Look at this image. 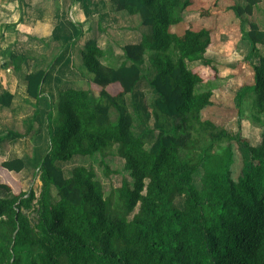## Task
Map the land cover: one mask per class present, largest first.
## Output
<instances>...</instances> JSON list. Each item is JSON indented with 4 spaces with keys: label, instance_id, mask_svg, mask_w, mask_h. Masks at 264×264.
<instances>
[{
    "label": "trees",
    "instance_id": "1",
    "mask_svg": "<svg viewBox=\"0 0 264 264\" xmlns=\"http://www.w3.org/2000/svg\"><path fill=\"white\" fill-rule=\"evenodd\" d=\"M109 2L113 12L128 14L148 32L139 44H117L123 53L117 66L104 64L96 40L87 42L88 89L60 93L52 106L50 150L35 175L39 185L15 193L0 183V264H264V135L253 146L231 136L226 120H214L213 84L220 72L206 57L213 31L184 24L181 17L193 12L208 19L232 11L251 55H258L264 30L251 24L246 31L245 17L262 0L227 9L219 0L209 6L202 0ZM6 56L17 68L24 61ZM147 57L149 86L157 96L154 115L166 122L149 149L134 131L128 102L131 96L137 112L145 107L138 87ZM198 62L203 64L190 68ZM252 69L254 84L237 96L264 131V56ZM46 74L26 77L32 98L39 99ZM7 97L3 103L11 106L13 97ZM207 112L214 117L203 120ZM243 114L239 110L240 119ZM234 142L249 157L237 177ZM115 148L131 181L109 195L92 168L78 166L66 176L63 164L97 155L104 160ZM2 167L20 173L25 164L16 160ZM26 212L37 214L34 223Z\"/></svg>",
    "mask_w": 264,
    "mask_h": 264
},
{
    "label": "crops",
    "instance_id": "2",
    "mask_svg": "<svg viewBox=\"0 0 264 264\" xmlns=\"http://www.w3.org/2000/svg\"><path fill=\"white\" fill-rule=\"evenodd\" d=\"M246 1L228 0L227 8L245 6ZM118 15L112 11L109 0H0V183L8 184L15 193L19 188L28 191L35 182L39 185L35 175L50 150L49 113L58 95L70 89H88L83 86L90 78L83 58L87 42L97 41L106 54L104 64H108L122 57L123 53L115 48L118 42L139 44L148 32L139 26L133 31ZM253 16L251 24L264 30V0L255 7ZM138 32L142 35L136 38L133 33ZM241 37L250 51V41L242 32ZM210 50L214 55L209 54ZM7 53L24 58L23 63L17 68ZM210 55L221 57L217 44L211 43L206 54L207 58L217 60ZM258 55L264 56V46L258 45ZM258 55L255 54L259 59ZM248 62L251 83L244 87L254 83L255 64ZM45 71L40 97L32 98L26 77ZM7 95L13 97L11 106L3 103L8 101ZM16 160L25 164L20 173L2 167ZM3 196L4 192H0V198Z\"/></svg>",
    "mask_w": 264,
    "mask_h": 264
},
{
    "label": "rangeland",
    "instance_id": "3",
    "mask_svg": "<svg viewBox=\"0 0 264 264\" xmlns=\"http://www.w3.org/2000/svg\"><path fill=\"white\" fill-rule=\"evenodd\" d=\"M203 1H205L204 3L209 6L215 0ZM236 1L240 2V0ZM219 4L221 8L223 7L225 9H227L228 5H230L228 0H221L219 1L218 5ZM118 16L126 26H129L130 28L134 29L133 31H136L135 29L138 28L139 24L135 18L124 13L122 15L119 13ZM181 17L184 24H192L197 27L211 28L213 31L212 43L218 45L219 53L222 57H213L212 55H214V52L212 50L209 51V54H212L210 56L217 59L211 60L214 62L220 72L218 81L213 84V101L216 105L217 112H215L216 118L212 116L211 112H207L203 117V120H208L209 118L211 119L213 117L214 120H218L219 122L226 120L225 129L231 136L237 137L240 135L242 138L248 140L253 146H258L263 136L262 129L258 124L254 123V119L251 117L252 113L250 112V106L248 102H246L244 106L241 107L237 98L238 91L241 90L245 85L251 83V68L249 66L248 60L254 64H258L259 61L257 56L251 55L252 49L249 51L245 48L244 44L246 41H244V39L241 37L240 20L233 12H224L218 16L208 19H202L198 13L184 12L181 14ZM254 20L255 16L245 17L247 30L250 28V24ZM147 29L148 28L144 30ZM133 34H136V38H139L140 35H142L141 32ZM109 35L110 38L114 40V36L111 32H109ZM118 45H121V43L118 42ZM118 45H115V48L117 51L122 53ZM232 51L236 52H234L232 55ZM103 62H105V60ZM120 63L121 60L108 63V65L117 66ZM150 64L151 59L150 57H147L142 66L144 79L138 87V91L144 95L145 107H143L141 111L137 112L133 105L131 96L128 97L130 110L135 118L134 131L138 136L145 140L146 147L148 149L160 137L163 124H166L164 120L161 122L160 120H157L154 115L153 102L156 98V94L149 86L148 82L151 77ZM198 64L203 63L198 62L189 66L193 68L192 66H197ZM226 73L230 75L227 76ZM253 84L254 83L252 82L251 85ZM83 86L88 88V83H86V85L84 84ZM246 99L247 97H244V100ZM239 110H242L244 113L241 119L239 117ZM233 149L237 158V164L234 169L235 177H237L242 168V163L244 161L249 163V157L243 145H239L238 143L234 142ZM78 166H85L95 170L98 180L103 184L106 195H109L112 190L121 187L124 181H131L129 173L125 170V161L118 155L117 148H115L112 153L108 154L104 160L100 155H97L93 158L77 157L72 162L62 165L67 177H69L73 169ZM107 166L109 167V170L107 169ZM201 175L202 174H198L196 177V184H198V186L199 180L202 177ZM182 202L183 199L178 198L177 205L180 208L182 207ZM26 214L29 215L31 221L34 223L37 214L35 212H26Z\"/></svg>",
    "mask_w": 264,
    "mask_h": 264
}]
</instances>
